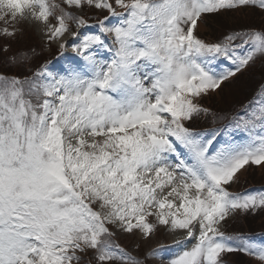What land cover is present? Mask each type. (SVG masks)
I'll use <instances>...</instances> for the list:
<instances>
[{
    "label": "snow or ice",
    "instance_id": "1",
    "mask_svg": "<svg viewBox=\"0 0 264 264\" xmlns=\"http://www.w3.org/2000/svg\"><path fill=\"white\" fill-rule=\"evenodd\" d=\"M245 10L264 17V0H0V36L39 25L65 61L0 74V264H145L114 237L158 226L176 234L150 253L160 264H264V239L225 231L264 212V192L230 191L264 168V83L223 127L191 126L203 97L264 64V24L197 34Z\"/></svg>",
    "mask_w": 264,
    "mask_h": 264
},
{
    "label": "rangeland",
    "instance_id": "2",
    "mask_svg": "<svg viewBox=\"0 0 264 264\" xmlns=\"http://www.w3.org/2000/svg\"><path fill=\"white\" fill-rule=\"evenodd\" d=\"M262 24H264V17L255 15L250 10L231 12L220 16H209L206 23L199 25L197 34L205 41L218 42L231 32L247 31L250 28L259 29ZM3 27L4 24L0 21V29ZM17 27L21 31L14 38L0 36V74L18 75L23 78L24 76L31 75V73L43 65L46 59V53L50 51V48L46 44V37L41 32L36 31V25L21 23ZM5 46L8 47V51H4ZM237 53L242 54L239 49H237ZM13 57H16V63L12 62ZM57 67L59 68V63ZM219 68L221 70H227L234 68V65L230 61H224L219 65ZM262 83H264V64L257 62L232 81L224 83L222 90L203 97L200 103L203 107L209 109L210 116L216 112L227 115L226 113L230 108L239 112L242 105L256 93ZM221 119L224 118L221 117ZM208 125L203 116L195 119L191 124L195 130L207 128ZM263 169L262 167H258L252 170V173L248 174L250 180L258 184L264 183ZM242 174L239 183L234 188L235 191H240L239 184L247 175V173ZM249 192L259 193L255 190H250ZM261 192H264V190ZM263 213L259 212L255 216L251 214L245 216L248 228L254 232H261L254 239L257 241L264 239V217L258 219V215ZM239 229L244 231L241 227ZM171 236L163 227L158 226L156 232L150 239L140 240L135 236L118 234L114 237V241L122 248L131 252L133 256H141L142 259H147V264H160L159 257L152 256L150 253L157 247L170 245L167 242L170 241ZM177 250V247L169 249L168 255H173ZM228 260L230 263L232 262L231 264H258L255 258L246 256L243 253H235L233 254L232 260L231 257H228Z\"/></svg>",
    "mask_w": 264,
    "mask_h": 264
},
{
    "label": "bare ground",
    "instance_id": "3",
    "mask_svg": "<svg viewBox=\"0 0 264 264\" xmlns=\"http://www.w3.org/2000/svg\"><path fill=\"white\" fill-rule=\"evenodd\" d=\"M65 63V61L63 62V63H60L59 62V69L58 70H60L61 68H62V66H63V64ZM58 64V63H57Z\"/></svg>",
    "mask_w": 264,
    "mask_h": 264
}]
</instances>
